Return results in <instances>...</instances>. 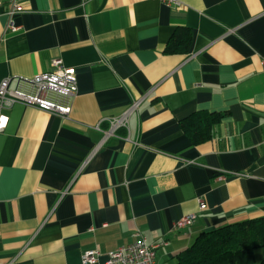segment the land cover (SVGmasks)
<instances>
[{"label": "crops", "instance_id": "0c3cea01", "mask_svg": "<svg viewBox=\"0 0 264 264\" xmlns=\"http://www.w3.org/2000/svg\"><path fill=\"white\" fill-rule=\"evenodd\" d=\"M180 1L0 0V81L31 92L55 58L77 77L75 95L46 93L67 115L6 111L0 264H82L89 249L104 264L140 237L175 264L201 232L264 215V0ZM179 28L190 41L167 53ZM196 112L223 113L198 142L179 123Z\"/></svg>", "mask_w": 264, "mask_h": 264}, {"label": "built area", "instance_id": "2783aa9c", "mask_svg": "<svg viewBox=\"0 0 264 264\" xmlns=\"http://www.w3.org/2000/svg\"><path fill=\"white\" fill-rule=\"evenodd\" d=\"M167 6L181 5L180 0H160ZM21 6L15 4L14 10H20ZM9 31L15 32L18 27L13 23L9 25ZM52 70L34 75L26 81L31 85L33 91L28 92L18 87H11L12 77H4L0 81V131L8 122L6 111L17 103L32 105L39 109L67 115L70 111L69 106H63L46 97L47 92H55L68 96L75 95L77 91V77L73 67L65 66L61 59L55 58L51 61ZM264 67V60H262ZM22 79H17L20 81ZM139 101H132L130 105L117 117L108 119L109 126L103 131V141L108 137L115 135V132L120 127H127L130 115L136 110ZM201 208L204 205L201 203ZM195 214H188L181 217L175 227L180 228L186 225H191L195 220ZM165 244L164 240L147 243L144 238L122 245L107 253L104 264H158L155 258V250L160 245ZM100 251L98 249H89L82 253L81 263L92 264L97 262Z\"/></svg>", "mask_w": 264, "mask_h": 264}, {"label": "trees", "instance_id": "16d2710c", "mask_svg": "<svg viewBox=\"0 0 264 264\" xmlns=\"http://www.w3.org/2000/svg\"><path fill=\"white\" fill-rule=\"evenodd\" d=\"M190 38L189 29L179 28L168 41L166 52L180 51ZM222 116L220 112H196L179 123L198 142L211 136L213 123ZM261 247H264V215L201 232L177 255L175 264H254L255 250ZM258 264H264V257Z\"/></svg>", "mask_w": 264, "mask_h": 264}, {"label": "rangeland", "instance_id": "374dc122", "mask_svg": "<svg viewBox=\"0 0 264 264\" xmlns=\"http://www.w3.org/2000/svg\"><path fill=\"white\" fill-rule=\"evenodd\" d=\"M262 258V257H261ZM261 259H259V262H260Z\"/></svg>", "mask_w": 264, "mask_h": 264}]
</instances>
